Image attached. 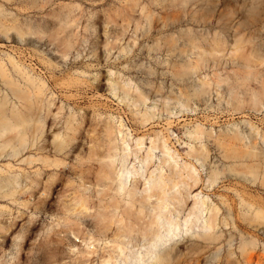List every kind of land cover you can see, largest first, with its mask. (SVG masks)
I'll return each mask as SVG.
<instances>
[{
    "label": "rangeland",
    "instance_id": "1",
    "mask_svg": "<svg viewBox=\"0 0 264 264\" xmlns=\"http://www.w3.org/2000/svg\"><path fill=\"white\" fill-rule=\"evenodd\" d=\"M0 61V264H97L75 253L94 210L72 209L97 200L94 128L119 122L133 152L168 139L194 166L184 207L217 211L219 238L175 237V264H264V0H0Z\"/></svg>",
    "mask_w": 264,
    "mask_h": 264
},
{
    "label": "bare ground",
    "instance_id": "2",
    "mask_svg": "<svg viewBox=\"0 0 264 264\" xmlns=\"http://www.w3.org/2000/svg\"><path fill=\"white\" fill-rule=\"evenodd\" d=\"M10 62L13 64L12 60ZM0 77L11 90H15L13 77L5 72L2 61ZM25 79L29 80L28 77ZM195 91L203 92L201 88ZM7 96L5 93L0 98V108L3 109L0 136L13 128L11 114L6 113ZM141 117L146 122L152 114L144 111ZM123 126L121 122L105 125L103 134L101 129L94 128L90 153L99 163L95 165V180L92 182L97 200L89 204L79 195L72 209L77 213L93 209L90 215L94 218V230L81 237V244L75 247L76 258L81 262L96 260L97 264H175L174 261L183 255L175 243H170L175 237L191 232L190 235L203 240H217L219 237L214 233L208 234L216 226L215 208L205 206L204 200H195L188 209L184 207L180 187L185 189L186 178H191L189 170L194 166L188 165L183 175L176 153L167 145L168 139L159 138L157 134L146 146L142 138L134 139L136 150L133 152ZM195 133H200L199 127ZM157 149L162 157L154 168L159 172L154 173V170L149 171L148 165ZM141 150L143 152L138 157ZM191 153L197 160L208 158L204 146L190 145L188 154ZM130 155L134 158L132 162L128 161ZM135 159H138V166ZM163 165L168 168L167 173L161 172ZM208 180L212 182L213 175Z\"/></svg>",
    "mask_w": 264,
    "mask_h": 264
}]
</instances>
